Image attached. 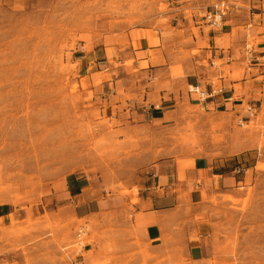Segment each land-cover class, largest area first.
Instances as JSON below:
<instances>
[{
  "label": "rangeland",
  "instance_id": "rangeland-1",
  "mask_svg": "<svg viewBox=\"0 0 264 264\" xmlns=\"http://www.w3.org/2000/svg\"><path fill=\"white\" fill-rule=\"evenodd\" d=\"M177 1L0 0V264H264V114L239 123L186 96L162 125L140 126L125 97L80 68L77 51L104 37L204 22L222 4L226 21L264 10V0H195L183 11ZM199 157L240 167L245 183L197 216L181 211L175 234L155 249L139 234L133 206L156 164L185 168ZM70 175L98 187L90 198L110 194L117 205L81 219L63 198ZM22 210L23 220L10 215ZM200 234L209 235L205 244Z\"/></svg>",
  "mask_w": 264,
  "mask_h": 264
},
{
  "label": "crops",
  "instance_id": "crops-1",
  "mask_svg": "<svg viewBox=\"0 0 264 264\" xmlns=\"http://www.w3.org/2000/svg\"><path fill=\"white\" fill-rule=\"evenodd\" d=\"M194 1L178 0L174 7L183 11ZM244 15L228 18L218 31H211L193 17L191 21L178 20L167 30L142 29L140 37L129 32L120 42L104 37L77 51L80 68L90 81L101 78L102 90L125 97L128 112L140 126L162 125L173 102L186 96L204 105L209 113L230 114L239 123H249L264 114V10H245ZM194 51L199 54L193 56ZM126 72L130 75L122 78ZM196 85L216 94L201 102L188 92ZM255 148L242 149L237 155L254 152ZM250 156L257 159V166L259 157ZM244 183L236 167L215 158L199 157L185 168L177 160L158 163L146 194L133 206V221L143 241L158 249L168 234H175L181 211L194 208L197 216L207 201L237 194ZM97 189L82 177L70 175L63 183V198L78 217L89 218L117 205L116 197L110 194L90 198V192ZM10 215L19 220L27 217L24 210ZM205 226L200 223V233ZM208 236L200 234L203 244Z\"/></svg>",
  "mask_w": 264,
  "mask_h": 264
},
{
  "label": "built area",
  "instance_id": "built-area-1",
  "mask_svg": "<svg viewBox=\"0 0 264 264\" xmlns=\"http://www.w3.org/2000/svg\"><path fill=\"white\" fill-rule=\"evenodd\" d=\"M229 15V7L224 4L216 6L213 12H208L204 16V22L211 31L222 30L225 27V18ZM188 92L192 95H196L201 102H206L213 97L216 92H208L203 90L199 85L190 86ZM237 172L241 173V168H237ZM82 234V231L80 232Z\"/></svg>",
  "mask_w": 264,
  "mask_h": 264
}]
</instances>
